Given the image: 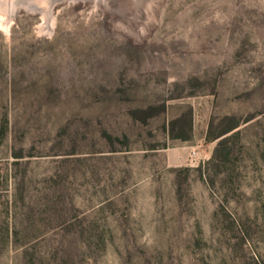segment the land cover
<instances>
[{"label":"rangeland","instance_id":"374dc122","mask_svg":"<svg viewBox=\"0 0 264 264\" xmlns=\"http://www.w3.org/2000/svg\"><path fill=\"white\" fill-rule=\"evenodd\" d=\"M16 1L0 264H264V0Z\"/></svg>","mask_w":264,"mask_h":264},{"label":"trees","instance_id":"16d2710c","mask_svg":"<svg viewBox=\"0 0 264 264\" xmlns=\"http://www.w3.org/2000/svg\"><path fill=\"white\" fill-rule=\"evenodd\" d=\"M32 16L30 15V14H28V15H26V14H24V15H22L19 19H18V21L16 22V23H14L13 24V26L11 27V30H10V38H11V41L13 42L15 39H16V36H17V33H18V30H20L21 29V23H22V20H27V19H30ZM39 40V39H38ZM30 46L31 47H35L36 46V44H33V43H31L30 44ZM13 51V48H9L8 50H6V52L3 54V61H5L8 65L9 64H11L12 62H16V61H18V60H21V57H17L16 55H15V53L14 52H12ZM27 57V56H26ZM8 112L6 111V114H7ZM8 115V114H7ZM7 117H6V119H5V121L2 123V125H1V128H0V138L5 134V131H6V128H7ZM238 126H234V127H231V128H229V129H227V130H225V131H223V132H221L220 134H218L217 136H216V138H220V137H222V136H224V135H226V134H228V133H230L231 131H233L234 129H236ZM227 136H225V137H223L221 140H220V142H219V144H224L226 141H227Z\"/></svg>","mask_w":264,"mask_h":264},{"label":"water","instance_id":"95a60500","mask_svg":"<svg viewBox=\"0 0 264 264\" xmlns=\"http://www.w3.org/2000/svg\"><path fill=\"white\" fill-rule=\"evenodd\" d=\"M60 1L61 0H49V2H48L49 8L52 9ZM16 2H18L19 4H22V5H26L32 9H38L39 8L35 3H33L32 1H29V0H17ZM5 29L9 31L10 25L6 24Z\"/></svg>","mask_w":264,"mask_h":264},{"label":"bare ground","instance_id":"6f19581e","mask_svg":"<svg viewBox=\"0 0 264 264\" xmlns=\"http://www.w3.org/2000/svg\"><path fill=\"white\" fill-rule=\"evenodd\" d=\"M15 5V4H14ZM14 7V6H13ZM15 8V7H14Z\"/></svg>","mask_w":264,"mask_h":264}]
</instances>
